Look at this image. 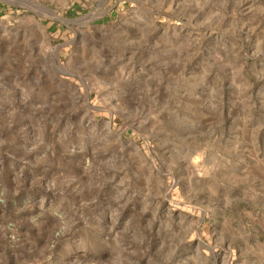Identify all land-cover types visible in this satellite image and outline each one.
<instances>
[{"label":"rangeland","instance_id":"rangeland-1","mask_svg":"<svg viewBox=\"0 0 264 264\" xmlns=\"http://www.w3.org/2000/svg\"><path fill=\"white\" fill-rule=\"evenodd\" d=\"M0 264H264V0H0Z\"/></svg>","mask_w":264,"mask_h":264}]
</instances>
